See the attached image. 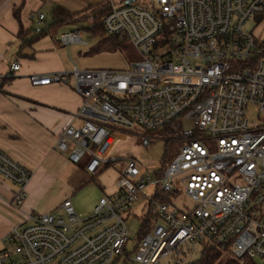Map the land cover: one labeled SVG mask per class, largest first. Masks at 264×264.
<instances>
[{"label":"built area","instance_id":"built-area-1","mask_svg":"<svg viewBox=\"0 0 264 264\" xmlns=\"http://www.w3.org/2000/svg\"><path fill=\"white\" fill-rule=\"evenodd\" d=\"M103 2L104 33L133 45L142 60L121 71L75 67L30 76L32 86L60 84L80 98L81 123L66 126L54 149L89 175L118 167L112 151L125 130H163L177 153L152 175L126 158L116 191L91 216L77 215L68 199L59 214H30L3 240L0 264H114L131 241L123 214L141 200L143 215L153 205L155 223L135 243L133 264L186 257L195 246L240 264L264 259V57L262 40L255 43L246 28L264 15V0ZM30 19L40 23L44 15ZM58 40L86 45L79 31ZM18 69L10 65L12 74ZM0 177L21 204L29 172L0 152ZM179 195L186 201L177 206Z\"/></svg>","mask_w":264,"mask_h":264},{"label":"crops","instance_id":"crops-1","mask_svg":"<svg viewBox=\"0 0 264 264\" xmlns=\"http://www.w3.org/2000/svg\"><path fill=\"white\" fill-rule=\"evenodd\" d=\"M103 1L0 0V152L30 174L25 199L19 205L13 202L15 187L0 177V250L10 230L23 228L32 213L59 214V206L67 199L81 217L94 211L96 205L87 207L77 201L84 184L82 166L72 165L54 149L66 126L81 123L75 116L80 98L67 86H32L29 80L33 75L72 71L68 47L65 50L66 44L57 37H48L59 25L37 32L50 22L37 23L30 16L40 13L47 19L53 7L81 13ZM13 62H18L19 69L12 74ZM115 191L116 182L108 194Z\"/></svg>","mask_w":264,"mask_h":264},{"label":"rangeland","instance_id":"rangeland-1","mask_svg":"<svg viewBox=\"0 0 264 264\" xmlns=\"http://www.w3.org/2000/svg\"><path fill=\"white\" fill-rule=\"evenodd\" d=\"M119 1L121 0H114L115 3ZM136 1H139L142 6L149 7L153 5L152 1L154 0ZM47 17V20H51L49 14ZM246 28L253 33L255 43H259L264 38V16L259 21H256V19L250 20L246 24ZM73 31L80 32L81 38L86 41V45H64L65 50L68 47L69 57L67 60H69L72 70L76 67L79 71L99 69L121 71L128 69L132 63L142 60V55L137 48L128 42L118 43L107 34L98 32V30L92 28L89 20L60 24L50 30L48 37L59 39L62 33ZM177 150V143H174L172 136L163 130L154 132L137 128L125 130L124 135L120 137L112 151V156L117 158L115 162L119 164L118 167L115 168L114 164H111L110 167L96 175L80 173L84 184L78 192L77 201L87 207L89 205L93 207L98 204L100 196L110 195L108 194L109 191L111 192L113 184L117 182L119 174L126 166V158H133L142 173L152 175L161 165L169 163L170 159H173L176 155ZM152 191L153 189L150 187L146 189L145 193L151 194ZM184 201L186 199L182 195L173 199L174 204L177 206L182 205ZM187 204H190L188 200ZM143 207L141 200L123 214L131 241L127 248L128 257L123 256L114 264H133L131 262L132 250L134 239L142 231ZM183 250L186 253L187 247L184 246ZM187 253L188 256L182 257L180 255L178 258L175 254H170L166 259L161 260L160 264H176V261H179V264H188L199 258L200 247L195 246L194 250ZM231 257L229 253H225L222 255V260ZM254 262L255 264H263L264 259L255 258Z\"/></svg>","mask_w":264,"mask_h":264},{"label":"trees","instance_id":"trees-1","mask_svg":"<svg viewBox=\"0 0 264 264\" xmlns=\"http://www.w3.org/2000/svg\"><path fill=\"white\" fill-rule=\"evenodd\" d=\"M107 7L104 3L97 4V5H90L86 7V9L81 13L70 14L66 10L53 7L52 11L50 12L51 20L48 21L50 24L44 29H35L37 32L45 33L47 29L51 26H57L60 24H66L70 22H77V21H86L89 20L92 24V28L98 30V32L104 33V30L101 26V18L106 13ZM89 14V15H88ZM264 15L256 17V21H259ZM47 19L44 18L40 23H46ZM117 41V40H115ZM118 42V41H117ZM120 43V42H118ZM260 48L262 50V56L264 57V38L260 44ZM172 159H170L171 161ZM169 161V162H170ZM154 207L153 205L149 204L147 212L145 215L142 216V231L141 233L134 239L135 243L141 238V236L151 228V226L155 223V214L153 213ZM133 245V247H134ZM126 252V256H127ZM222 253L218 249L208 248L207 246H203L200 256L197 260L192 261L188 264H240L234 258H229L226 260H222ZM242 264H255L254 260L244 259ZM264 264V263H263Z\"/></svg>","mask_w":264,"mask_h":264},{"label":"water","instance_id":"water-1","mask_svg":"<svg viewBox=\"0 0 264 264\" xmlns=\"http://www.w3.org/2000/svg\"><path fill=\"white\" fill-rule=\"evenodd\" d=\"M128 2H133V0H128Z\"/></svg>","mask_w":264,"mask_h":264}]
</instances>
